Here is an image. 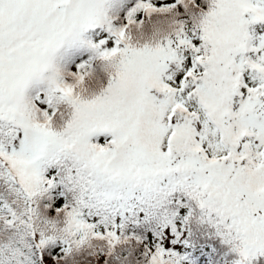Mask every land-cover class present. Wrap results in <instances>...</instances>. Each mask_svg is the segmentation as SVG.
<instances>
[{"label": "snow or ice", "instance_id": "obj_1", "mask_svg": "<svg viewBox=\"0 0 264 264\" xmlns=\"http://www.w3.org/2000/svg\"><path fill=\"white\" fill-rule=\"evenodd\" d=\"M0 264H264V0H0Z\"/></svg>", "mask_w": 264, "mask_h": 264}]
</instances>
